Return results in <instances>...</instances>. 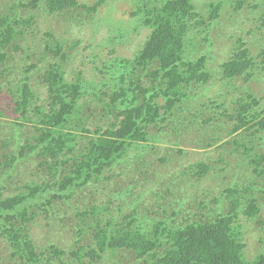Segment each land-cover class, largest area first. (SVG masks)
Listing matches in <instances>:
<instances>
[{
    "label": "trees",
    "instance_id": "trees-1",
    "mask_svg": "<svg viewBox=\"0 0 264 264\" xmlns=\"http://www.w3.org/2000/svg\"><path fill=\"white\" fill-rule=\"evenodd\" d=\"M79 1L35 0L31 5L38 4L37 8L53 17L73 19V11L85 6ZM231 1L232 6L227 4L232 7L229 18H235L248 1ZM260 6L264 8L263 3L257 8ZM209 7L212 24L220 26L222 4L212 2ZM136 15L150 35L136 58L123 61L113 72L118 90L109 95L110 102L100 98L99 103L92 98L97 92H89L94 85L83 73L66 69L68 49H72L66 41L48 32V44L44 39L43 48L37 34H30L31 20L0 19L1 69L8 73L6 78L20 71V76H14L15 86L8 88L17 118L0 121V245L4 243L7 259L13 264H264L263 253L252 261L247 259L240 226L244 204L248 207L244 216L256 219L261 211L259 199L264 198V151L251 149L255 144L252 137L245 139L242 134L244 130L252 134L264 130V111L258 110L262 98L246 84L254 80L259 65L264 67V49L255 57L247 41L239 38L215 77L210 71L214 58L207 51L212 49L210 44L201 50L203 55L186 54L189 34L204 23L191 0H162L160 5L140 8ZM23 49H41L44 57L25 68L26 53L19 54ZM46 64L40 85L43 83L48 94L47 113L38 105L41 97L30 73ZM216 79L227 88L220 95L238 91L232 107L212 100L224 109L220 115L232 123L215 117L213 111L207 113L204 105H197L196 111L187 105L194 92L212 81L215 85ZM240 80L245 85H239ZM221 99L228 102V97ZM226 137L232 139L224 142ZM213 147L218 148L216 157L203 155L197 172L190 173L202 183L209 172L220 175L224 170L220 163L234 162V149L247 154L238 164L247 181L234 177L217 197L218 210L198 201L202 200L198 197L200 183H187L190 174L174 177V190L161 196L149 213L137 208L151 188L149 180L127 210L114 214L100 200L129 150H138L151 161L157 157L161 164L152 170L150 162L147 170L157 180L163 164L181 160L174 156L176 152L189 155L187 148L201 152ZM32 159L33 170L27 165ZM235 176L240 173L236 171ZM10 182L19 188L6 196ZM247 187L250 191L244 190ZM153 192L151 189L148 195ZM192 197L195 206L188 205L195 203L190 202ZM74 211L79 216L68 220V212ZM42 215L48 221L61 222L63 226L53 235L68 234L66 243H36L33 232L37 234L35 224ZM119 254L132 259L125 263Z\"/></svg>",
    "mask_w": 264,
    "mask_h": 264
},
{
    "label": "rangeland",
    "instance_id": "rangeland-1",
    "mask_svg": "<svg viewBox=\"0 0 264 264\" xmlns=\"http://www.w3.org/2000/svg\"><path fill=\"white\" fill-rule=\"evenodd\" d=\"M33 1L35 0H0V19L8 16L12 18H22L23 21L31 20L29 28L30 34H37L38 42H43L44 44L43 48H45L46 42L48 44V32L57 36L59 40L62 38L61 41H66L68 45L72 47V49H68L69 61L66 63V69L76 73H83L87 81L94 85V88L89 90V92L91 94L97 92L94 93L92 98L99 103L100 98H106V93H108L109 96L112 92L118 90V88H116L117 76L113 74V72L119 68V65L123 63V61L135 58L150 34V30L142 25L140 16L136 15V13L140 11V8L160 5L162 0H110V2L109 0H80V4L85 6H81L83 8H78L73 11V19L50 16L40 8H37L38 4L36 7L32 6L31 3ZM247 1V5L239 12L238 16L229 18L232 9L231 6L234 3L232 1L230 2V0H191V3L196 6L203 15L205 24L198 25V30H194L189 34L192 42L189 41V45L187 43L186 54L190 57L203 55L201 50L204 46L207 47L210 44L212 49L207 51L214 57L213 59L211 58L212 64L210 66V71L215 77H218L220 72L219 70L221 67H219V65L230 57V54L233 52V44L235 46L239 38H244L247 41L248 47L251 49V54L255 57L264 49V8L261 6L260 9L257 8L258 4L262 5L263 3L264 5V0ZM100 2L101 4L97 8L98 10L93 12L92 9ZM212 2L222 4L221 17L218 21L220 26L212 24L209 7V3ZM229 3L231 6L227 5ZM14 7H16L17 10H15V13H12L11 11ZM44 39H46V42ZM53 44L56 43H53L51 38L50 45L54 46ZM29 45H31V43H29ZM26 46L27 45H25L24 48ZM40 50L41 49L35 52L31 50L25 52L23 49V51L19 52V54L26 53L25 56H27V58L24 60L25 68L43 59L44 54H42L43 52H40ZM256 61L261 64L262 60L257 59ZM2 64L3 62L1 59L0 115L6 116L1 117L0 121L6 123V121H10L11 118H17L12 107V98L10 97L8 88L15 86L13 84L16 82L14 76H20V71L15 70L6 78L8 73L4 72V69H1ZM48 65L49 64L38 66L30 72L33 77L32 83L36 88L38 96L41 97L38 105L41 106L45 113L48 112L47 107L49 106V98L43 87V83L42 85L40 84ZM10 69V71H12L13 67H10ZM244 83L246 82L243 80L239 81V85H245ZM246 84L255 92L257 97L262 98V105L258 107L259 113H262L264 111V67L259 65L258 69L255 71L254 80ZM226 91L227 88L216 79L215 85H213L212 81L208 87L194 92L188 100L187 105L192 111H196L197 105H199V108L204 105L207 113L213 111L215 117H221L226 123H232L224 115H220V112L222 113L224 109L217 108L216 104L212 102V100L215 99L218 101V103L216 102L217 104L226 103V107H232L231 101L238 98V91L233 95H220V93ZM224 97H228L229 103L222 102L221 98ZM32 113L33 115H37L34 108L32 109ZM261 118H264V114H262ZM213 124L218 127L215 123ZM219 129L220 127H218V130ZM242 134L245 136V139L252 137L251 142L255 144L251 149L257 148L258 150L262 149L264 151V130L260 128L256 131V134L244 130ZM260 135L262 136L258 137ZM231 139L232 138L226 137L224 142ZM248 142L249 141H247V143ZM143 145H146V143ZM181 149L184 148L181 147ZM217 149V147H213L207 151L202 150L201 152L192 149V152H189L190 150L187 148L185 153H189V155H181L179 154L180 152H176L174 156L177 154L181 160L176 163L169 162L163 164V168L157 180L153 177H149L147 171L150 162L152 170L155 165L161 164L156 161L157 157L153 158L151 161V157L142 156V152L135 149L129 150L128 154L121 160L120 165H117L118 170L115 180L109 181L108 186L100 195V200L105 206H111L114 214L121 211L120 207L127 210L133 205L135 197L141 194L142 184L149 180L148 182L151 188L147 191L146 197L142 200L140 199L137 208L142 213L154 211L160 197H165L168 195L167 192L170 191L171 188L173 189L172 185L174 183L171 181L175 179L174 177L177 175L186 176L193 173V171L197 172L198 161L203 159L204 156L215 158L218 153ZM234 150L236 151L231 154V156L234 157V162L219 164V167L224 169L220 172V175L214 176L209 172L205 177V179H207L202 183L198 178L190 174L187 180V183L193 180H195L194 183H200V193L198 197L202 200L198 201H204L209 204L212 210H218V205L216 204L217 197L220 194H224V188L231 184L234 177L237 180L246 178V175L242 172L243 169L240 166L238 167V164L245 159L247 154L244 153V150L241 152L240 149L237 148ZM208 154L210 155L208 156ZM175 161L177 160L175 159ZM27 165L33 170V159L28 161ZM236 171L240 173V176H235ZM246 173L249 174L248 171H246ZM167 182L169 183L166 184ZM187 185L190 186V184ZM184 187L186 188L185 185ZM18 188L19 185H17V183L14 184V182H10L9 191L6 196L16 193ZM151 189H153L154 192L148 195ZM244 190L250 191L248 187ZM178 192L180 193L181 191ZM191 193L193 192L190 191L189 194L191 195ZM244 194H246V192ZM260 196L262 197V195ZM259 200L261 211L256 219L245 217L248 208L247 204H244V207L240 210L243 213L240 219L241 232L243 234L242 239L246 246V257L250 261L254 260L257 255L264 254V198H260ZM190 202H195V199L192 197ZM188 205L195 206L197 202ZM68 214L70 215L68 220L76 219L79 216L76 211L68 212ZM46 219L47 218L42 215L35 224V226H38L36 229L37 234L33 232L36 243L41 244L47 241V245L51 243L48 242L49 240L56 243H66L68 234L59 233L53 235L58 227L63 226L61 222H55L53 220L48 221ZM198 219L200 218H196L195 220ZM5 251L6 249L2 242L0 245V264H13L11 259H7ZM118 256L121 257L125 263H129L132 259L127 255L119 254ZM151 263H153V261H151Z\"/></svg>",
    "mask_w": 264,
    "mask_h": 264
},
{
    "label": "clouds",
    "instance_id": "clouds-1",
    "mask_svg": "<svg viewBox=\"0 0 264 264\" xmlns=\"http://www.w3.org/2000/svg\"><path fill=\"white\" fill-rule=\"evenodd\" d=\"M210 13H211V12H210ZM202 16H203V15H202ZM210 18H211V16H210ZM211 19H212V18H211ZM203 21H204V18H203ZM203 24H205V21H204ZM149 35H150V34H149ZM148 37H149V36H148ZM148 37H147V39H148ZM147 39H146V40H147ZM145 42H146V41H145ZM145 42H144V44H145ZM144 44H143V46H144ZM143 46H142V48H143ZM142 48H141V49H142ZM141 49H140V50H141ZM140 50H139V52H140ZM139 52H138V53H139ZM138 53H137V55H138ZM137 55H136V56H137ZM136 56H135V58H136ZM135 58H134V59H135ZM229 58H230V57H229ZM229 58H228V59H229ZM134 59H132V60H134ZM228 59H227V60H228ZM227 60H226V61H227ZM125 61H128V60H125ZM224 62H225V61H224ZM105 96H106V98H104V100H109L108 102H110L111 97H110V96L107 97V95H105ZM112 99H113V98H112ZM116 170H118L117 166H116ZM121 200H124V199H121ZM102 204H103V202H102ZM103 205H104V204H103ZM104 206H105V205H104ZM107 207L111 208V210H112V207H111V206H107ZM120 210L124 211L125 209L122 208V207H120Z\"/></svg>",
    "mask_w": 264,
    "mask_h": 264
}]
</instances>
